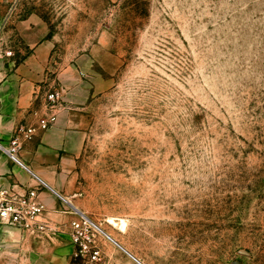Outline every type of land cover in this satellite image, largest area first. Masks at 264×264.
I'll list each match as a JSON object with an SVG mask.
<instances>
[{
    "label": "rangeland",
    "instance_id": "374dc122",
    "mask_svg": "<svg viewBox=\"0 0 264 264\" xmlns=\"http://www.w3.org/2000/svg\"><path fill=\"white\" fill-rule=\"evenodd\" d=\"M31 17L83 113L72 217L143 264H264V0H0V80ZM90 231L72 264H139Z\"/></svg>",
    "mask_w": 264,
    "mask_h": 264
},
{
    "label": "crops",
    "instance_id": "0c3cea01",
    "mask_svg": "<svg viewBox=\"0 0 264 264\" xmlns=\"http://www.w3.org/2000/svg\"><path fill=\"white\" fill-rule=\"evenodd\" d=\"M17 29L30 51L19 64L7 68L0 80L1 184L20 192L40 188L47 230L31 233L0 224V251L3 248L11 254L0 256V264H72L75 246L70 232L74 217L62 201L69 199L68 173L84 147L83 113L69 93L56 124L25 142L17 162L10 158L7 148L15 129L23 123H37L52 83L49 75L54 44L46 37V25L40 18L31 17L19 22ZM65 78L64 73L57 76L59 80ZM89 97L88 92L76 102Z\"/></svg>",
    "mask_w": 264,
    "mask_h": 264
},
{
    "label": "built area",
    "instance_id": "2783aa9c",
    "mask_svg": "<svg viewBox=\"0 0 264 264\" xmlns=\"http://www.w3.org/2000/svg\"><path fill=\"white\" fill-rule=\"evenodd\" d=\"M56 86L47 89L44 99L45 109L37 117V123H23L15 129L7 148L12 160L16 162L19 160L18 155L24 143L33 140L39 130L47 131L56 124L58 115L64 107L63 90ZM1 179L0 175V224L31 233L45 232L47 222L43 219V214L46 207L40 198V188L20 192L13 188H5L1 184ZM92 224L84 214L74 218L71 221V238L79 254L91 253V256L97 259L99 250L93 246L94 235L90 231Z\"/></svg>",
    "mask_w": 264,
    "mask_h": 264
},
{
    "label": "bare ground",
    "instance_id": "6f19581e",
    "mask_svg": "<svg viewBox=\"0 0 264 264\" xmlns=\"http://www.w3.org/2000/svg\"><path fill=\"white\" fill-rule=\"evenodd\" d=\"M93 225L94 226H96V228L100 231V232H102L105 236H107L111 241H113L117 246H119L121 249H123L125 252H127L126 251V249L111 235V234H109L108 232H106L105 230H103V228H101L100 226H98V225H96V224H94L93 223ZM125 225V223L124 222H122V224H121V226L123 227ZM128 253V252H127ZM130 253V252H129ZM128 253V254H129ZM131 254V253H130ZM129 254V255H130ZM131 256V255H130ZM132 257V256H131ZM133 258V257H132ZM134 259V258H133ZM134 260H136V259H134Z\"/></svg>",
    "mask_w": 264,
    "mask_h": 264
},
{
    "label": "water",
    "instance_id": "95a60500",
    "mask_svg": "<svg viewBox=\"0 0 264 264\" xmlns=\"http://www.w3.org/2000/svg\"><path fill=\"white\" fill-rule=\"evenodd\" d=\"M66 202H68L69 204H71L67 199L63 198ZM74 207V206H73ZM76 210H78L76 207H74ZM127 251V250H126ZM128 252V251H127ZM129 253V252H128ZM130 254V253H129ZM134 259H136V261L139 264H143L139 259H137L135 256H133L132 254H130Z\"/></svg>",
    "mask_w": 264,
    "mask_h": 264
},
{
    "label": "trees",
    "instance_id": "16d2710c",
    "mask_svg": "<svg viewBox=\"0 0 264 264\" xmlns=\"http://www.w3.org/2000/svg\"><path fill=\"white\" fill-rule=\"evenodd\" d=\"M74 262V261H73Z\"/></svg>",
    "mask_w": 264,
    "mask_h": 264
}]
</instances>
